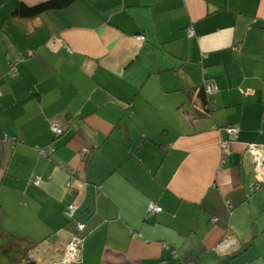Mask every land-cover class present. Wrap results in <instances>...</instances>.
<instances>
[{
    "label": "crops",
    "instance_id": "obj_1",
    "mask_svg": "<svg viewBox=\"0 0 264 264\" xmlns=\"http://www.w3.org/2000/svg\"><path fill=\"white\" fill-rule=\"evenodd\" d=\"M45 1L0 0V264L56 259L77 223L83 254L69 264H264V183L248 151L264 152V0L16 13Z\"/></svg>",
    "mask_w": 264,
    "mask_h": 264
},
{
    "label": "built area",
    "instance_id": "obj_2",
    "mask_svg": "<svg viewBox=\"0 0 264 264\" xmlns=\"http://www.w3.org/2000/svg\"><path fill=\"white\" fill-rule=\"evenodd\" d=\"M188 34L191 36L194 34V30L189 27L188 28ZM144 35H140L139 39H144ZM16 59L12 60L10 62L11 65V73L13 75L18 73V68L16 66ZM207 93L211 94L216 91V86L212 85L211 83H207L205 85ZM226 130L228 132V137L223 139L220 143V147L223 153V158L227 157V155L231 152L233 143L237 140L239 129L238 127L229 125L226 127ZM54 131L55 135H61L63 133V128L61 125L57 124L54 125ZM6 139H9L11 141L16 140L14 137H6ZM54 148L51 147H41L39 148L40 154L42 157L47 158L51 154ZM248 151L252 155L253 158V166L255 175L257 178V186L264 183V152L262 151L260 145L258 143H250L248 145ZM91 152V148L84 146L81 150V153L83 155H89ZM42 181V177L37 176L34 180V183L36 185H40ZM162 207L156 204H151L149 206V213H155L158 211H161ZM75 212H76V204L74 202H71L68 204L66 209V215L70 219L75 218ZM76 231H72L69 240L66 242L65 247L59 257L56 259H49L46 264H69L72 262H78L82 259L83 254V242L85 240V236L82 234L84 230V224L77 223L76 225ZM231 241H226L225 243H222L219 245V247L227 246L230 244ZM34 260H37L38 262H42L41 257H38L37 255H33L32 257Z\"/></svg>",
    "mask_w": 264,
    "mask_h": 264
},
{
    "label": "trees",
    "instance_id": "obj_3",
    "mask_svg": "<svg viewBox=\"0 0 264 264\" xmlns=\"http://www.w3.org/2000/svg\"><path fill=\"white\" fill-rule=\"evenodd\" d=\"M73 1L74 0H48V1H45V2L40 3L38 5H35V6H27L26 4L19 2L17 9H16V13L20 14L21 16L33 17V16H36V15H38L41 12L46 11V10L64 8V7L68 6L69 4H71ZM14 59H16V61L18 60L17 58H11L9 60L10 73H11L10 62ZM16 66H17V63H16ZM18 73H19V70H18ZM17 74H15V75H17ZM11 75H13V74L11 73ZM204 92H205V90H202L203 94H204ZM204 112H206V111L204 110ZM9 240L11 242V245L13 243H16V242H18V243L22 242V240L19 237L13 236V235L9 236ZM34 246L35 245H33V244L26 245V249L27 248H33Z\"/></svg>",
    "mask_w": 264,
    "mask_h": 264
}]
</instances>
